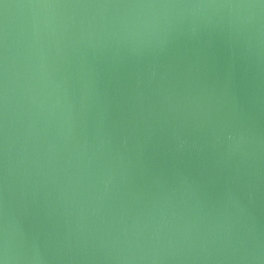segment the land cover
<instances>
[{"label": "water", "instance_id": "95a60500", "mask_svg": "<svg viewBox=\"0 0 264 264\" xmlns=\"http://www.w3.org/2000/svg\"><path fill=\"white\" fill-rule=\"evenodd\" d=\"M6 217L18 264H264L262 0H0Z\"/></svg>", "mask_w": 264, "mask_h": 264}, {"label": "clouds", "instance_id": "9594fccd", "mask_svg": "<svg viewBox=\"0 0 264 264\" xmlns=\"http://www.w3.org/2000/svg\"><path fill=\"white\" fill-rule=\"evenodd\" d=\"M262 4H264V0H262ZM46 7H51V5H45ZM133 7L143 8V9H169L175 7H189V6H181V5H170V4H141L134 5ZM192 8H208V7H218L224 8L227 7L229 10L234 8H255L256 5L248 4V5H191ZM160 13H156L157 23L158 17ZM166 19V17H165ZM144 26L148 27V21L144 22ZM227 139L229 141L234 142L235 144H239V140L233 136L231 132L227 133ZM231 148L232 145L230 144ZM12 227V222L6 217L2 226V239H0V264H18V261L21 259L20 252L16 249L13 241L12 234L10 232V228ZM26 264H44L43 255L41 254L39 247L35 244L32 245L31 253L24 257Z\"/></svg>", "mask_w": 264, "mask_h": 264}]
</instances>
